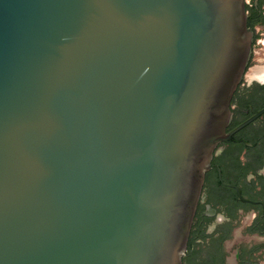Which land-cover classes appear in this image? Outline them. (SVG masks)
Masks as SVG:
<instances>
[{"label": "water", "instance_id": "obj_1", "mask_svg": "<svg viewBox=\"0 0 264 264\" xmlns=\"http://www.w3.org/2000/svg\"><path fill=\"white\" fill-rule=\"evenodd\" d=\"M252 43L246 0H0V264H183Z\"/></svg>", "mask_w": 264, "mask_h": 264}, {"label": "flooded vegetation", "instance_id": "obj_2", "mask_svg": "<svg viewBox=\"0 0 264 264\" xmlns=\"http://www.w3.org/2000/svg\"><path fill=\"white\" fill-rule=\"evenodd\" d=\"M246 12L252 55L228 133L264 109V0ZM183 264H264V113L216 147Z\"/></svg>", "mask_w": 264, "mask_h": 264}, {"label": "rangeland", "instance_id": "obj_3", "mask_svg": "<svg viewBox=\"0 0 264 264\" xmlns=\"http://www.w3.org/2000/svg\"><path fill=\"white\" fill-rule=\"evenodd\" d=\"M262 48H264V47L262 46Z\"/></svg>", "mask_w": 264, "mask_h": 264}, {"label": "bare ground", "instance_id": "obj_4", "mask_svg": "<svg viewBox=\"0 0 264 264\" xmlns=\"http://www.w3.org/2000/svg\"><path fill=\"white\" fill-rule=\"evenodd\" d=\"M256 74V73H255Z\"/></svg>", "mask_w": 264, "mask_h": 264}]
</instances>
